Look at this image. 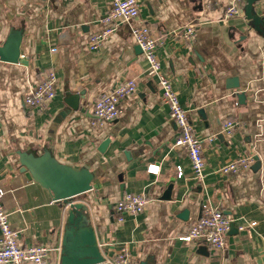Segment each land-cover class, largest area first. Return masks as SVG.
I'll list each match as a JSON object with an SVG mask.
<instances>
[{"label":"crops","instance_id":"obj_1","mask_svg":"<svg viewBox=\"0 0 264 264\" xmlns=\"http://www.w3.org/2000/svg\"><path fill=\"white\" fill-rule=\"evenodd\" d=\"M110 2L0 0V47L12 29L23 30L19 62L0 58V187L19 241L61 246L72 202L81 203L90 225L100 229L107 259L127 249L138 263L264 264V37L247 19V0H239L241 12L231 17V0H141L140 19L162 38V69L196 133L205 139L218 135L204 142L202 181L193 177L186 151L174 146L178 127L157 78L147 75L131 25L121 24L100 49L89 48ZM253 8L264 17V0ZM190 25L195 35L186 39ZM50 70L58 76L57 95L45 110L31 109L25 97ZM131 78L138 91L122 100L120 117L93 127L97 97ZM81 91L80 107L73 110L66 94ZM227 120L238 123L232 136L223 133ZM45 147L61 162L88 166L95 173L93 189L56 202L47 188L28 179L18 151L41 154ZM251 155L249 169L221 172L230 161ZM150 164L160 165L158 174L148 171ZM129 192L145 194L148 203L143 213L119 222L115 205ZM206 204L234 219L222 251L205 241L180 240Z\"/></svg>","mask_w":264,"mask_h":264},{"label":"built area","instance_id":"obj_2","mask_svg":"<svg viewBox=\"0 0 264 264\" xmlns=\"http://www.w3.org/2000/svg\"><path fill=\"white\" fill-rule=\"evenodd\" d=\"M141 0H111L109 8L102 17L103 28L92 33L89 40L91 50L100 49L124 23L131 25L132 36L135 43L140 46L143 56L148 63L147 75L156 77L158 85L162 90V100L169 106L170 118L178 127V136L174 146L183 148L191 163L193 177L202 181L205 176L206 158L204 153L205 140H213L218 135H212L207 139L200 137L190 120L188 110L180 101L178 92L173 86L171 79L163 71L157 49L163 43L162 38L154 37L150 28L141 20ZM239 0H231L226 10V17L240 14ZM135 21L139 23L133 24ZM195 35V27L190 25L183 34L186 39H192ZM53 47L52 51H56ZM59 89L57 74L47 71L40 81L31 89L25 97V103L34 110H45L48 104L55 98ZM138 91L136 79H125L118 81L111 90L102 92L94 103L93 112L96 120L93 127L116 121L121 114L122 100L130 97ZM238 123L234 120L225 122L223 133L232 136ZM255 162V156H242L234 159L221 168L223 174H239L242 169H249ZM178 168V176L184 175L183 167ZM150 173L158 174L160 165L150 164ZM5 190L0 187V264H61V246L50 244H35L24 246L18 238L19 231L16 230L6 211L2 197ZM148 203V197L143 193H125L116 203L115 211L119 214L118 221L122 222L124 216L143 213ZM234 219L227 215L218 206L206 204L197 221L191 226L188 233L180 236L185 242L205 241L212 249L222 251L226 248L227 237L232 230ZM246 228L240 226V229ZM58 258L55 259L54 255ZM110 264H139L133 255L122 249L112 258H106Z\"/></svg>","mask_w":264,"mask_h":264},{"label":"water","instance_id":"obj_3","mask_svg":"<svg viewBox=\"0 0 264 264\" xmlns=\"http://www.w3.org/2000/svg\"><path fill=\"white\" fill-rule=\"evenodd\" d=\"M256 0H247L244 12L250 25L264 37V17L254 13L253 4ZM23 30L12 29L4 44L0 47V58L3 61L18 63L21 57ZM142 52L140 46L136 47ZM84 91L67 93L66 102L73 110L80 107V98ZM102 143L101 151L109 143ZM20 171L28 179H34L51 193L56 202H70L74 197L93 189L95 173L88 167H75L59 161L48 147L41 154L27 150H19ZM71 209L64 227L61 240V264H110L106 262L100 244L102 242L99 228L88 222L81 203L70 204ZM139 264H149L140 261Z\"/></svg>","mask_w":264,"mask_h":264}]
</instances>
